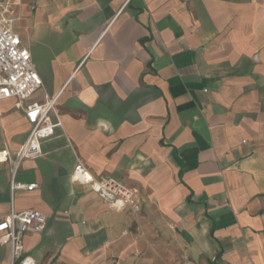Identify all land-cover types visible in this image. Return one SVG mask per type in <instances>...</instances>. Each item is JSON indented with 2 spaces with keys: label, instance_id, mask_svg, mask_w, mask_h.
Masks as SVG:
<instances>
[{
  "label": "crops",
  "instance_id": "obj_1",
  "mask_svg": "<svg viewBox=\"0 0 264 264\" xmlns=\"http://www.w3.org/2000/svg\"><path fill=\"white\" fill-rule=\"evenodd\" d=\"M17 13L44 83L26 105L58 96L62 122L18 172L38 189L12 197L0 163V221L46 217L26 255L264 264V0H24ZM30 130L16 99L0 102V150L15 155ZM78 162L136 189L140 211L73 183Z\"/></svg>",
  "mask_w": 264,
  "mask_h": 264
},
{
  "label": "built area",
  "instance_id": "obj_2",
  "mask_svg": "<svg viewBox=\"0 0 264 264\" xmlns=\"http://www.w3.org/2000/svg\"><path fill=\"white\" fill-rule=\"evenodd\" d=\"M24 0H0V102L14 98L17 107L24 108L26 120L31 126L26 142L13 155L4 148L0 150V163L11 164L10 192L14 197L17 191L32 192L39 188L37 183L19 181L17 176L23 162L43 155V144L51 140L58 128L62 127L59 118L58 96L45 94L42 103L26 105L39 90L44 88L43 79L35 69L29 49L24 47L15 23L21 17L17 11ZM73 183L89 186L114 209L140 211L138 192L112 177L95 178L82 162H78L71 176ZM46 226V217L36 209L22 212L11 210L0 221V246L9 245L11 264H39L27 256L24 239L29 233H40Z\"/></svg>",
  "mask_w": 264,
  "mask_h": 264
},
{
  "label": "rangeland",
  "instance_id": "obj_3",
  "mask_svg": "<svg viewBox=\"0 0 264 264\" xmlns=\"http://www.w3.org/2000/svg\"><path fill=\"white\" fill-rule=\"evenodd\" d=\"M40 94H41V93L37 94V96L40 97ZM49 95H50V94H49Z\"/></svg>",
  "mask_w": 264,
  "mask_h": 264
}]
</instances>
